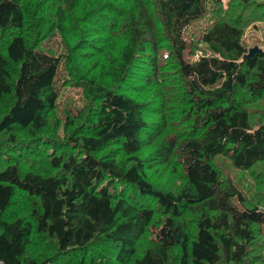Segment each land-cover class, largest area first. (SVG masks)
<instances>
[{"label": "trees", "instance_id": "obj_1", "mask_svg": "<svg viewBox=\"0 0 264 264\" xmlns=\"http://www.w3.org/2000/svg\"><path fill=\"white\" fill-rule=\"evenodd\" d=\"M257 21L264 0H0V261L264 264Z\"/></svg>", "mask_w": 264, "mask_h": 264}, {"label": "rangeland", "instance_id": "obj_2", "mask_svg": "<svg viewBox=\"0 0 264 264\" xmlns=\"http://www.w3.org/2000/svg\"><path fill=\"white\" fill-rule=\"evenodd\" d=\"M255 26L257 27L248 28L244 36L245 42L249 47L261 46L260 48H264V22L257 21ZM256 108L264 109V102L258 104Z\"/></svg>", "mask_w": 264, "mask_h": 264}, {"label": "water", "instance_id": "obj_3", "mask_svg": "<svg viewBox=\"0 0 264 264\" xmlns=\"http://www.w3.org/2000/svg\"><path fill=\"white\" fill-rule=\"evenodd\" d=\"M259 51H262V49L258 46H255V47L250 49L249 56H252L253 54H255L256 52H259Z\"/></svg>", "mask_w": 264, "mask_h": 264}, {"label": "built area", "instance_id": "obj_4", "mask_svg": "<svg viewBox=\"0 0 264 264\" xmlns=\"http://www.w3.org/2000/svg\"><path fill=\"white\" fill-rule=\"evenodd\" d=\"M0 264H4V263L0 261Z\"/></svg>", "mask_w": 264, "mask_h": 264}]
</instances>
